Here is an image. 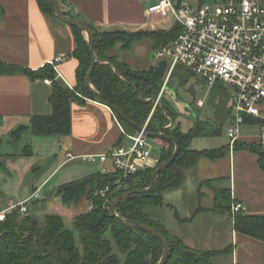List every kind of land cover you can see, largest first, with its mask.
<instances>
[{"label":"trees","instance_id":"trees-1","mask_svg":"<svg viewBox=\"0 0 264 264\" xmlns=\"http://www.w3.org/2000/svg\"><path fill=\"white\" fill-rule=\"evenodd\" d=\"M36 1L45 14L57 18L53 0ZM59 1L63 7L64 0ZM63 13L68 18L67 13ZM69 19L77 18L69 16ZM71 27L77 44L73 57L79 62L76 84L73 87L59 79L53 64L30 70L0 61V75L23 74L33 81L49 80L52 88V113L34 115L29 126H21L12 133V139H19L27 131L35 136H70L73 104L84 105L88 100L99 102L85 83L92 65L89 42L81 28ZM179 33L178 25L169 31L128 32L101 31L95 27L93 29L98 62L91 77V84L102 96L105 104L122 110L138 126H146L147 132L163 133L174 137L180 143V154L173 164L159 175L156 188L147 194L128 197L117 207V217L112 216L111 206L117 197L129 191L151 187L155 172L174 154V142L163 141V146L158 151L160 162L155 168L126 178L120 172L103 174L98 171L58 186L55 193L64 204L78 205L88 202L93 206L92 209L74 216L73 228H68L60 215H47L42 225L38 218L29 214V208L26 214H22L20 208L7 214L6 219L0 221V264H158L164 256L163 244L151 233L124 225L121 219L132 224L149 226L167 239L170 250L165 264H215L217 257L232 253L230 247L221 251L193 249L187 246L182 238L172 235L161 220L149 214V209H163L166 206L165 195L184 185L185 170L194 167L201 158L217 161L223 159L232 147L234 150H246L258 156L259 167L264 173V149L260 143L246 144L237 140L233 145L230 143L217 149L197 150L191 148L194 139L217 134V131L214 133L209 130L210 122L198 119L195 126L187 132H182L179 125H175L174 114L164 102L166 89L175 81L184 86L192 80L209 87L205 80L182 67H177L165 86V78L160 79L147 70H135L121 62L116 54L117 50H129L142 40L149 41L154 52H157L172 42ZM212 92L214 94L209 105L215 111L216 122L220 123V132L225 121L231 118L233 103L229 107L227 101L233 102V94L230 88L221 83L212 86ZM222 109L224 114L220 113ZM115 116L123 126L125 135H137V131L124 119L116 113ZM245 123L256 124L260 121L246 119ZM169 124L172 125L168 127ZM122 141L123 139L115 147L120 146ZM30 153L27 148L25 154ZM11 157L14 156L0 153V171L3 173L9 172L6 160ZM222 180H209L203 182L201 187ZM107 186L110 189L103 197L100 192ZM36 191L37 189H34L33 193ZM215 195V206L209 211L228 214L237 233L264 242V216L245 215L240 212L232 217V207L236 202L230 191L215 189ZM33 200H36L37 204L40 203L39 198ZM201 211L203 210L198 212ZM174 212L179 224L193 219H183L176 210Z\"/></svg>","mask_w":264,"mask_h":264},{"label":"crops","instance_id":"crops-1","mask_svg":"<svg viewBox=\"0 0 264 264\" xmlns=\"http://www.w3.org/2000/svg\"><path fill=\"white\" fill-rule=\"evenodd\" d=\"M156 1L64 0L62 11L67 13L68 18L81 19L101 31H154L158 30L155 21H151L146 11ZM83 34L88 40L87 34ZM139 45L144 46H138L134 55L131 49H119L116 54L121 62L133 69L148 71L152 64L159 61H152L155 52L149 41L144 40ZM76 46L71 25L45 14L36 0H0L1 62L38 70L52 64L55 58L63 57L64 60L55 68L59 79L73 87L79 66L78 60L73 57ZM51 93L49 80L33 81L23 74L0 75V144H3V137L12 139V133L19 127L29 126L34 115L51 114ZM256 124L260 126V123ZM244 125L248 127L254 123ZM129 136L125 135L123 126L108 106L93 100H88L84 105L73 104L72 134L62 139L59 165L33 190H42L50 177L67 161H83L82 156L107 153L122 139V144H128ZM246 138L247 134L244 133L238 141L246 144L260 141V137L257 142ZM159 141L157 145L161 146ZM102 167L114 172L112 163L108 161L98 164V169L92 173L100 172ZM185 176L184 185L165 195L166 206L158 209L159 214L153 217L161 220L172 235L182 238L193 249L221 251L232 248V253L227 256L229 260L224 264H264V242L237 233L228 214L209 211L215 206V189H228L233 200L243 205L245 215L264 216V173L259 167L258 156L232 147L221 160L201 158L194 167L185 170ZM220 178L223 180L201 187L203 182ZM84 203L74 206L75 216L89 209L90 206L87 208ZM200 209L203 211L198 212ZM175 210L183 219H193L179 224ZM166 211H170L172 217H168ZM222 257L225 256L217 257L214 263Z\"/></svg>","mask_w":264,"mask_h":264},{"label":"built area","instance_id":"built-area-1","mask_svg":"<svg viewBox=\"0 0 264 264\" xmlns=\"http://www.w3.org/2000/svg\"><path fill=\"white\" fill-rule=\"evenodd\" d=\"M146 15L152 22L155 18L172 19L180 27L179 35L155 52L158 61L167 62L165 86L173 71L182 67L205 80L209 87L221 83L230 88L234 103L227 135L231 144L238 140L245 120L255 119L260 121L259 143L264 149V0H220L214 5L203 0H157ZM63 60L57 57L52 64L56 66ZM198 105L204 107L205 103L199 100ZM128 138V144L107 153L80 158L90 164L110 161L114 172L125 178L159 164L160 158L153 154L154 146L144 133ZM100 172L111 173L106 167ZM109 189L107 186L100 194L105 197ZM40 192L37 190L25 201L11 202L0 212V221L17 208L26 214L27 204L40 198ZM240 212L243 205L234 204L232 217Z\"/></svg>","mask_w":264,"mask_h":264},{"label":"rangeland","instance_id":"rangeland-1","mask_svg":"<svg viewBox=\"0 0 264 264\" xmlns=\"http://www.w3.org/2000/svg\"><path fill=\"white\" fill-rule=\"evenodd\" d=\"M206 4L214 5L217 0H205ZM158 30H171L175 27L174 20L157 19L154 23ZM88 37V35H87ZM134 44L131 48V54L134 55L138 46ZM153 53L150 55L149 59ZM164 89L161 92L163 93ZM212 93V94H211ZM212 87H205L202 83H196L192 80L184 86H180L175 81L169 88L166 89L164 102L172 110L174 117L173 121L176 126L179 125L182 132H187L195 126L198 119L208 120L210 122L209 130L217 131V134L208 137L196 138L191 143V148L197 150L221 148L231 143L227 135L230 119L228 118L220 129V123L216 122L215 111L210 107ZM203 100L204 107H199L198 101ZM232 100L227 101V106H232ZM224 114V110H220ZM146 127V126H145ZM247 134V140L257 142L260 137V126L257 124L250 126H242L240 135ZM61 136H35L30 131L24 133L21 139H10L3 137V144H0V153H11L14 157L6 160L8 173L0 171V210L6 209L11 203H19L26 200L33 193V187H39L41 183L47 179L58 167L62 157L60 147L62 146ZM154 146V155H158L159 148L157 140L149 139ZM163 146V141H159ZM29 149L30 154H25V150ZM68 160V158H65ZM155 168L154 166H152ZM98 169V164H90L81 160L67 161L52 177L47 181L45 187L40 192L39 202L33 200L27 204L29 214L38 218L44 225L47 215H60L68 228H73V218L75 216V205H66L60 197L55 193L56 188L60 185L78 180ZM227 181V180H226ZM225 186L227 183L225 182ZM86 207L90 206L88 202L84 203ZM158 209H149L150 215L159 214ZM166 214L171 216L170 211ZM172 217V216H171ZM227 256L215 261V264H224L228 261Z\"/></svg>","mask_w":264,"mask_h":264},{"label":"water","instance_id":"water-1","mask_svg":"<svg viewBox=\"0 0 264 264\" xmlns=\"http://www.w3.org/2000/svg\"><path fill=\"white\" fill-rule=\"evenodd\" d=\"M54 2V6H55V10H56V15L57 18L64 22L67 23L71 26L74 27H78L81 28L83 30V32H85L88 35V42H89V46H90V52H91V56H92V65H91V69L90 72L86 78V87L98 98V101L103 104H105V101L103 100L102 96L94 89V87L91 84V77L93 75V72L96 68V64L98 62L97 60V55L95 52V47H94V35H93V29L94 27L86 22H84L81 19H69L67 17H65L63 11H62V6L59 0H53ZM152 61L155 62L156 61V55L154 54L152 56ZM166 69H167V62L166 61H159L157 64H152L148 71L149 73H151L152 75L163 79L165 77V73H166ZM63 82V81H62ZM108 106V105H106ZM114 113H116L117 115H119L122 119H124L131 127H133L137 133H144L149 139H155V140H161V141H171L174 142L176 145L175 148V152L172 155V157L170 158V160L163 165L162 167H160L155 174L153 175V182L150 188L145 189V190H138V191H129L126 192L122 195H120L119 197H117L114 202L112 203L111 206V213L112 216L117 217V207L120 205V203L124 200H126L128 197L134 195V194H147L152 192L157 185V179L159 177V175L163 172H165L172 164L173 162L176 160L177 156L180 154L181 151V146L180 143L177 139H175L172 136H168L166 134L163 133H150L147 132L146 130H144L142 127L138 126L136 123H134L122 110H119L115 107H111L108 106ZM121 221L123 222L124 225L131 227V228H136V229H140V230H144L148 233H151L152 235H154L164 246V256L162 258V260L158 263V264H165L168 256H169V250H170V246H169V242L167 241V239L157 230L140 224V223H130L128 220L125 219H121Z\"/></svg>","mask_w":264,"mask_h":264}]
</instances>
